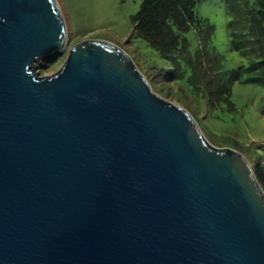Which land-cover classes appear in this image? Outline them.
Wrapping results in <instances>:
<instances>
[{
  "label": "water",
  "instance_id": "water-1",
  "mask_svg": "<svg viewBox=\"0 0 264 264\" xmlns=\"http://www.w3.org/2000/svg\"><path fill=\"white\" fill-rule=\"evenodd\" d=\"M58 0H0V264H264V189Z\"/></svg>",
  "mask_w": 264,
  "mask_h": 264
},
{
  "label": "rangeland",
  "instance_id": "rangeland-1",
  "mask_svg": "<svg viewBox=\"0 0 264 264\" xmlns=\"http://www.w3.org/2000/svg\"><path fill=\"white\" fill-rule=\"evenodd\" d=\"M67 26V42L55 59L37 63L40 76L58 71L67 59L69 49L78 42L102 39L119 45L135 61L153 90L169 101L186 108L197 120L207 140L217 148L243 153L254 165L264 161V85L249 82L244 70L232 89L231 103L209 108L205 98L185 93L176 82L158 75L154 66L168 68L167 61L142 38L133 34V16L141 0H58ZM200 16L215 26L214 47L225 58L227 71L247 66L248 59L231 46V31L225 0H202L196 6ZM193 47L196 46V39Z\"/></svg>",
  "mask_w": 264,
  "mask_h": 264
},
{
  "label": "trees",
  "instance_id": "trees-1",
  "mask_svg": "<svg viewBox=\"0 0 264 264\" xmlns=\"http://www.w3.org/2000/svg\"><path fill=\"white\" fill-rule=\"evenodd\" d=\"M202 0H141L133 16V34L160 53L168 68L157 74L176 82L182 91L205 98L209 108L231 103L234 83L244 70L249 82L264 85V0H225L231 16V46L248 59L247 66L227 71L224 56L214 47L215 26L196 11ZM196 46L193 47V40ZM264 189V161L254 165Z\"/></svg>",
  "mask_w": 264,
  "mask_h": 264
}]
</instances>
